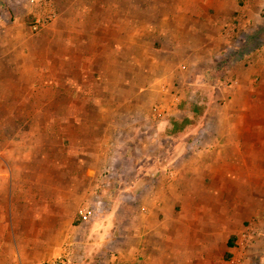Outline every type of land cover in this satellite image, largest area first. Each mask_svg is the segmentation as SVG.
<instances>
[{
  "label": "crops",
  "instance_id": "1",
  "mask_svg": "<svg viewBox=\"0 0 264 264\" xmlns=\"http://www.w3.org/2000/svg\"><path fill=\"white\" fill-rule=\"evenodd\" d=\"M62 1H54L56 18L38 37L13 38L11 29L0 35V85L11 80V90L0 89V104L11 100L6 109L11 108V126L38 127L32 137H11V153L0 150L11 157L8 166L0 163V191L6 174L10 227L20 206L33 209L40 242L58 228L53 224L58 221L81 240L89 235L88 228L82 233L87 221L74 222L72 211H49L46 175L54 169L78 178L52 186L55 193L63 190L59 199L53 197L60 206L69 203L71 191L80 198L98 174L158 173L157 153L147 145L153 142L147 135L155 122L152 107L181 91L175 115L186 94L174 84V71L153 75V66L159 65L154 57L164 55L169 42L187 44L186 39H206L213 33L223 39L224 20L231 18L239 26L247 19L258 20L260 10L259 0H70L67 6ZM20 25L31 23L24 19ZM144 40H149L152 55L144 51ZM189 58L176 66L178 75L189 70ZM96 69L100 75L109 69V74L98 81ZM235 73L218 95L221 101L199 107L197 130L205 137L201 147L190 144L160 176L144 184L149 191L143 205L151 206L152 217L149 221L144 215L143 228L134 233L155 244L154 252H164L166 246L167 254H183V264H208L219 248L224 264L231 259L254 264V257L264 254V46L252 65ZM32 78L42 82L40 87L28 86ZM52 140L61 153L49 162L43 143ZM28 142L37 145L29 147ZM119 178L126 184V178ZM126 188L123 193L134 195ZM19 190L24 195L17 203L13 195ZM26 194L39 195L38 204L27 203ZM126 231L121 230L122 236Z\"/></svg>",
  "mask_w": 264,
  "mask_h": 264
},
{
  "label": "rangeland",
  "instance_id": "2",
  "mask_svg": "<svg viewBox=\"0 0 264 264\" xmlns=\"http://www.w3.org/2000/svg\"><path fill=\"white\" fill-rule=\"evenodd\" d=\"M69 1L63 0L62 4L67 6L70 3ZM249 1L252 4L254 0H239V3H248ZM259 1V19H247L246 21H242L239 26L231 18L224 20L223 29L221 30L223 39H216L220 35L219 33H213L212 36H210V33V37H207L208 41L207 38L205 39L202 36L200 39V35H198L192 39H186L184 42L187 44H181V41L178 43L169 42L165 46L164 55H162V52H159V59L154 57V60L156 59L159 65L155 64L153 66V75H156L158 72L164 74L174 71V84L179 87L181 86L184 95L186 94L179 113L165 119L156 120L150 131L147 132L150 141L153 140L151 144L148 143L147 145H150V149H154L157 153L154 163H157L156 169L160 172L171 164L184 149H189L188 146L190 144L194 145L195 148L201 147L205 137L203 138L197 130L200 120L199 107L212 100L221 101L218 95H221L223 87L228 86L233 81L231 78L232 74L237 75L235 71L239 67L244 69L256 61V54L259 49L245 53L243 56L239 54L247 36H259V43L261 47L264 46V0ZM28 12V0H0V35H7L11 29V36L13 38L38 37L39 34L36 33H39L41 30L35 32L31 30V27L26 26L25 28L20 25L19 28L17 26L24 19L29 23L33 22V20L31 21L32 16H27ZM237 13H235L234 17ZM243 18L246 17H241V19ZM225 28H228V34L224 36L223 32ZM201 34L205 35L204 33ZM185 35L188 34L185 33ZM143 47L145 52L149 53V49L153 52L152 47L149 46V40H144ZM190 53L191 58H189ZM149 54L152 55L151 53ZM185 57L189 58V70L178 75L175 72L176 66ZM103 71L105 73H101L100 75L99 69H96L95 79L98 78L97 80L100 81L102 80L101 78H106L109 74V69ZM106 73L107 75H105ZM140 75L143 76V73L140 72ZM235 75L233 79H236ZM154 77H151V80ZM3 80L5 82L8 81L10 85H0L1 91H5L7 88L11 90V80ZM38 80L32 78L31 84L27 85H31L33 89L40 87L42 82ZM143 81L145 83L147 81L148 83L146 74ZM17 84L19 86L22 84L21 79ZM0 107V150L3 151V154L7 155L11 153V137L18 134L32 137L33 130L38 127L11 126V108L10 110H6L11 107V100L5 101V104H0ZM27 144H30L29 147L37 145L33 142H28ZM43 145L48 149L45 153L48 156L49 162L51 160L54 161L56 155L61 153L59 151V143L56 140L44 142ZM9 160H11V157L0 155V163L4 167L8 166ZM159 171L156 174L151 173L147 175L143 174V172L139 174H115L112 171L101 175L98 174L96 175L94 186L90 187L89 185L80 198L77 199L75 191H71L69 193V203H67L68 200L66 201L67 204L64 205L61 202L62 205L60 206L53 202L62 196L63 190H58L55 193L52 190V186L58 188L68 181L69 177L70 182H78V178L77 175H64L57 169H54L52 173L46 175V183L50 194V197H48L50 201L49 211L50 209H58V212L62 213L72 211L75 216L73 218L74 222L78 218L87 221L82 226V233L83 230L88 228L89 235L87 240H81L77 235L75 236L71 232H66L64 224L58 221L53 223L58 228L52 229L53 231L47 234L44 242H40L39 238L35 235V229L39 227V220H37L33 209L25 210L20 206V209L15 210V215V212L13 213L12 211L11 216L12 214L14 215L15 224L12 222L13 219H11L10 227L8 204L9 180L7 175L3 174V179H1L3 185L0 191V264H14L15 260L18 263L39 264L60 255L64 251H70V255L68 256L69 264H183L182 261L185 260L183 254H167L166 246L162 247L164 252H154V243H152L154 245H149L148 243L151 244L150 240L136 237L134 233L143 228L140 219L144 215L148 216L149 221L152 217L151 206L144 207L143 205L144 196L147 194L145 190L149 191V186H145L144 184L150 181L151 178L160 176ZM119 177L126 178V184L121 185ZM126 187H129L130 190L127 191H133L134 195L123 193L127 189ZM55 194L56 199L54 200ZM22 195L24 194L19 190L18 196L13 195V200L15 199L18 203L23 198ZM25 196L29 197L26 200L27 203L30 202L32 205L38 204L40 200L39 195L26 194ZM80 208H86L89 214L81 215L79 213ZM61 209L64 210L62 211ZM48 223L51 225L50 221ZM59 225L63 226L60 230ZM6 227H8V230L10 229L11 236L6 237L4 243L1 244V239H3L2 230ZM124 227L127 231L126 235L122 236L121 230ZM63 231H65V234L62 235ZM136 246L139 249L133 251L137 249ZM159 246L161 247L162 245L160 244ZM219 249L215 254L216 258L210 263L208 262V264H224V253L222 254V250ZM152 257L154 260H152ZM254 264H264V254L256 255L254 257Z\"/></svg>",
  "mask_w": 264,
  "mask_h": 264
},
{
  "label": "built area",
  "instance_id": "3",
  "mask_svg": "<svg viewBox=\"0 0 264 264\" xmlns=\"http://www.w3.org/2000/svg\"><path fill=\"white\" fill-rule=\"evenodd\" d=\"M29 12L33 18L31 23V30L38 32L42 28L49 25L56 18V10L54 7V0H28ZM181 69H185L186 65L181 64ZM166 91L167 86H163ZM181 91H177L169 100L156 102L152 107V118L161 120L174 115L178 110V105L181 102ZM79 213L81 215L89 214L86 208H80ZM70 251H64L58 256H55L49 260L40 262L39 264H69L68 256ZM231 264H239V260L231 259Z\"/></svg>",
  "mask_w": 264,
  "mask_h": 264
},
{
  "label": "trees",
  "instance_id": "4",
  "mask_svg": "<svg viewBox=\"0 0 264 264\" xmlns=\"http://www.w3.org/2000/svg\"><path fill=\"white\" fill-rule=\"evenodd\" d=\"M259 42H260V38L257 35L247 36L245 41L243 42L242 50H241V53L239 55L243 56L245 53H250V52L254 51L255 49L261 48V44ZM3 212H5V211H3ZM0 231H1V229H0ZM7 235H8V227H6L4 230H2L3 239H1V244L4 243V240L7 237Z\"/></svg>",
  "mask_w": 264,
  "mask_h": 264
}]
</instances>
